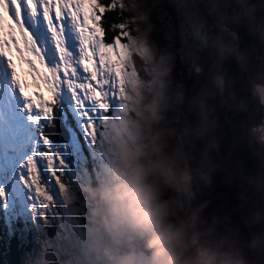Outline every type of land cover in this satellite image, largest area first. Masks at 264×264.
Returning <instances> with one entry per match:
<instances>
[{"label": "clouds", "instance_id": "9594fccd", "mask_svg": "<svg viewBox=\"0 0 264 264\" xmlns=\"http://www.w3.org/2000/svg\"><path fill=\"white\" fill-rule=\"evenodd\" d=\"M120 4L129 71L39 264H264V0Z\"/></svg>", "mask_w": 264, "mask_h": 264}, {"label": "snow or ice", "instance_id": "6c2138e0", "mask_svg": "<svg viewBox=\"0 0 264 264\" xmlns=\"http://www.w3.org/2000/svg\"><path fill=\"white\" fill-rule=\"evenodd\" d=\"M108 11L103 0H0V214L9 229L31 232L62 177L87 166L121 83L112 56L123 33L105 39Z\"/></svg>", "mask_w": 264, "mask_h": 264}, {"label": "rangeland", "instance_id": "374dc122", "mask_svg": "<svg viewBox=\"0 0 264 264\" xmlns=\"http://www.w3.org/2000/svg\"><path fill=\"white\" fill-rule=\"evenodd\" d=\"M157 15L162 17V19L164 21H167L170 16L174 18L175 11H174L173 5L165 3L164 5L159 6ZM123 37L126 39V41L121 40V43L118 44L117 50L119 52V56L118 57L115 55L112 56L113 61L115 63H117V65L121 69L120 74H119L121 83H120V90L118 92V97H119L120 91L124 87L125 77L129 71V61L131 59L130 47L128 44L129 32L125 31L123 34ZM29 83H30V81H29ZM29 91L31 92L32 89H29ZM45 95H47V94L45 93ZM118 97H117V99H118ZM116 100H114V102ZM114 102L112 103L111 107H114ZM101 122H102V120L96 123L95 135L91 138L92 142L88 146L89 158L87 160V166L83 167L76 175H74L72 177L71 180H69L67 177H62L64 186L61 189H59V191L57 193L56 201H55V203L52 204L50 212L48 214H46L45 216L41 217L39 219V222H37L35 219H33L32 224H31V228H32L31 232L27 233L28 229L24 228V227H18L16 229H9V234H10L11 238H19L23 242V244H27L29 241H26L25 239L26 238L28 239L29 236H31V235L41 236L43 234V231L48 227L44 223L45 220L52 222L51 225L49 226V227H51V229L56 230V231L59 230L57 228V227H59V225L57 224V220H59L61 222L63 221V210H62L61 203H60L62 195L70 187H74L77 184H81V183L85 182L87 179H89L92 170L96 166L95 145L97 142V129H98V126L100 125ZM49 133L51 134L52 131H49ZM8 228H9V226H8ZM14 232H15V235H14ZM22 242H20V243H22ZM30 259H32V256H30ZM30 259H28V262H30ZM35 259L37 260V262L39 264L41 257L36 256Z\"/></svg>", "mask_w": 264, "mask_h": 264}, {"label": "trees", "instance_id": "16d2710c", "mask_svg": "<svg viewBox=\"0 0 264 264\" xmlns=\"http://www.w3.org/2000/svg\"><path fill=\"white\" fill-rule=\"evenodd\" d=\"M103 3L109 5V11L106 16L109 17L110 22L114 23V28H110L108 23L104 24L106 30L105 39L109 40L120 32L124 34L125 31H128V26L123 22L120 0H103ZM121 40L126 41L123 36ZM57 132L58 130L55 128L51 134L49 132L48 134L51 135L53 140H60L61 135L57 134ZM57 228L59 229V227ZM54 231L56 230L48 226L41 236L31 235L28 239H25L29 242L23 244L19 238H11L9 228L4 222L2 214H0V264H38L35 257L40 256L42 259V253ZM57 255L62 261L71 258L69 252H58ZM30 256H32V259H30ZM28 259H30V262H28Z\"/></svg>", "mask_w": 264, "mask_h": 264}]
</instances>
